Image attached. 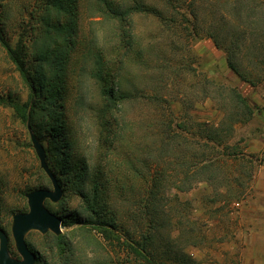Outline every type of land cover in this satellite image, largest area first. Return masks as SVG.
<instances>
[{"label": "rangeland", "instance_id": "1", "mask_svg": "<svg viewBox=\"0 0 264 264\" xmlns=\"http://www.w3.org/2000/svg\"><path fill=\"white\" fill-rule=\"evenodd\" d=\"M104 1H115L121 7L131 3L77 1L81 43L75 64L68 65L67 80L72 81L73 107L69 116L72 145L78 157H83L88 166L103 168L108 181H112L110 206L130 229L136 226L131 219L133 202L148 193L143 190L146 185L159 184L153 196L157 203L165 204L164 219L170 223L163 232V240L158 239L161 250L168 249L171 243L176 248L184 247L199 264H239L234 257L239 248L236 246L235 251L231 246L242 240L244 206L262 187L257 183L259 176H264V78L255 85L241 79L228 65L227 53L220 46L230 47L242 72L258 80L262 71L257 61L264 55V48L254 45L256 36L247 25L251 22L248 1L144 0L161 11V17L134 14L130 44L121 38L125 23L105 15ZM39 3L0 0V26L13 46L19 41L25 46L30 62L39 43L37 48L35 30L24 29L28 23L37 22L31 13ZM100 51L113 61L112 73L122 74L124 87L139 95L124 107L125 123L115 149L103 143V134L108 132L101 134L102 122L92 110L103 100L100 81L91 70L95 66L94 54ZM233 86L254 110L247 121L239 120L243 116L232 94ZM28 92V85L0 43V228L7 232L10 253L17 258L21 255L11 229L13 214L29 210V191L53 188L32 144L28 128L31 116L24 123L10 103V97L25 101ZM115 116L118 114L112 117ZM208 130L214 133L212 140H206ZM165 132L186 135L193 142L175 147V139L171 143L163 140ZM219 138L223 145H219ZM48 143L45 138L44 147ZM224 145H236L240 150L245 157L244 171L236 173L232 167L220 166L212 170L215 175L211 180L199 179L189 189H183L189 183L186 168L205 153L221 157ZM204 173L201 175H208ZM72 182L71 178L63 182L66 185L59 201L45 200L47 208L62 219V235L78 249L72 264H109L118 255L124 261L114 264H141L133 260L134 254L129 256L118 245L113 248L97 230L76 221L86 215L85 199ZM39 184L43 185L37 187ZM52 234L55 233L27 232L26 242L36 253L35 264H62ZM191 235L195 244H189L187 236Z\"/></svg>", "mask_w": 264, "mask_h": 264}, {"label": "trees", "instance_id": "2", "mask_svg": "<svg viewBox=\"0 0 264 264\" xmlns=\"http://www.w3.org/2000/svg\"><path fill=\"white\" fill-rule=\"evenodd\" d=\"M77 1L39 0V6L35 9L37 13L35 11L31 13L36 16L37 22L28 23L24 29L35 30L37 48L39 43V49L33 55L32 62L27 56L25 46L20 41L16 46H13L4 34L2 26H0V43L29 88L25 101L10 97L11 106L24 123L28 122L29 115L31 116L32 130L37 134L42 144L45 138L48 140L49 145L45 146L47 162L62 188L64 189L66 185V183L63 185V182H67V179L71 178L73 179L72 183L78 187L77 191L85 199L86 215L85 217H77L76 221H81L82 224L97 230L105 242L113 248H115L114 245H118V249L127 251L129 256L134 254L135 259L133 260L141 264H199L197 259L185 251L184 247L176 248L174 244L169 243L168 249L161 250L160 245H158V239L163 240V232L170 225V223L167 224L168 219H164L166 215L165 204L163 202L162 204L157 203V198L153 196L156 194L154 190L159 185L158 183H154L152 187L146 185L143 190H148V193L141 194L135 199L136 202H133L134 216L131 219L136 226L134 229H130L123 223L114 206L113 208L110 206L111 195L109 200L108 195L112 181L110 179L108 181V176L103 173V168L88 166L83 157H78L74 145H72L74 142L73 127L69 116L73 107L72 81L67 80V68L68 65L75 64L74 58L81 43L77 31ZM247 1L249 3L247 13L250 17L248 19L251 20L250 24L247 25L256 36L254 37V45L264 48V29L260 33L259 31L256 32L258 28H264V0ZM114 2L104 1L106 4L104 13L109 19L120 20L125 23L122 26L121 38L128 44L131 42V22L134 14L152 13L161 17V11L146 4L144 0H131V3L126 7H121ZM76 36L77 38H75ZM211 37L219 47L216 37L214 35ZM220 47L227 53L228 65L241 79L255 85L256 82L264 78L263 53L259 56L260 60L257 61L261 65L262 74L258 76L256 81V79L246 76L235 63V53L230 47ZM109 59L102 51L94 54L95 66L91 70L93 77L100 81L99 88L103 100L99 107L93 105L92 110L98 117L97 119L102 122L100 124L102 127L101 134L104 131L108 132L106 136L103 134V143H107L108 146H113L115 149V145L119 142L121 129H123L122 123H125L124 107L131 100L138 98L139 95L124 87L122 74L115 75L112 73L111 66L114 63ZM46 68L47 72L44 71ZM50 72H52V76H48ZM231 91L238 111L243 116L239 120L247 121V118H251L254 114L252 106L236 87L233 86ZM140 96L149 98L145 95ZM116 113L120 116L112 117ZM111 133L113 134L111 135ZM211 134H214L213 131L208 130L206 140L214 138ZM163 136V140L167 143H171L173 142L171 139H175V147L187 146L193 142L186 135L176 132H165ZM217 137L221 136L217 134ZM219 139V145H223L222 138ZM224 149L225 153L221 157L213 153H205L206 155L198 157L194 164L187 165L184 173L189 183L183 189H189L193 184L199 182V179L211 180L215 175L212 170H217L220 166L222 168L232 167L236 173L243 172L245 157L241 155L236 145H224ZM54 159L55 161H53ZM134 170L140 173L137 167H134ZM99 172L104 175H98ZM202 172H208L204 173L208 175H201ZM99 176L102 177L99 178ZM42 185L39 184L37 187ZM83 185L85 186L84 189H82ZM126 188L128 191L129 187L126 186ZM52 237L58 247L57 255L62 260V264H72L78 251L76 246L71 241L66 240L62 234H52ZM187 237L189 244H195L194 241L192 242V235ZM123 259L118 255V258L113 259L109 264H114L113 262H118L117 260L123 262Z\"/></svg>", "mask_w": 264, "mask_h": 264}, {"label": "water", "instance_id": "3", "mask_svg": "<svg viewBox=\"0 0 264 264\" xmlns=\"http://www.w3.org/2000/svg\"><path fill=\"white\" fill-rule=\"evenodd\" d=\"M32 144L40 160L41 168L51 179L53 188H38L26 194L29 210L13 214L12 234L15 240L17 251L21 258L11 255L9 248V236L4 229L0 228V264H35L36 253L26 242L27 232L39 230L42 233L52 231L56 235L63 232V223L60 216L53 213L45 204V200L56 202L63 195V188L56 175L53 173L47 162V153L44 145L28 124Z\"/></svg>", "mask_w": 264, "mask_h": 264}, {"label": "crops", "instance_id": "4", "mask_svg": "<svg viewBox=\"0 0 264 264\" xmlns=\"http://www.w3.org/2000/svg\"><path fill=\"white\" fill-rule=\"evenodd\" d=\"M257 184L261 188L247 200L241 215L242 240L231 246L237 253L234 255L239 264H264V176H259Z\"/></svg>", "mask_w": 264, "mask_h": 264}]
</instances>
